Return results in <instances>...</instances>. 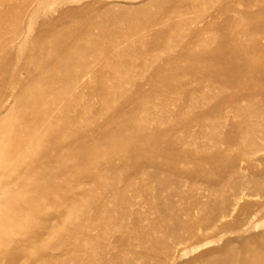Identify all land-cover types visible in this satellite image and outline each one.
<instances>
[{
  "label": "rangeland",
  "instance_id": "rangeland-1",
  "mask_svg": "<svg viewBox=\"0 0 264 264\" xmlns=\"http://www.w3.org/2000/svg\"><path fill=\"white\" fill-rule=\"evenodd\" d=\"M163 1L184 9L192 4L188 0ZM199 1L206 2L204 10L191 11L183 20L187 26L172 34L173 24L162 21L165 13L158 15L159 6L153 0H0V31L5 30L0 37V61L5 64L0 80L18 81L14 99L24 96L32 103L37 100L32 89L46 88L37 79L39 71L32 57L40 39L52 32L66 33L75 29V22L93 20L106 23L110 31L116 23L119 33L113 40L121 49L116 56L98 29L90 33L97 38L96 49L105 54V60L94 63L92 57L87 58L89 64L94 63L89 69L91 80L83 82L76 103L56 116L59 123L34 146L23 169L17 168L14 154L17 147L29 142L21 132L28 124L19 123L20 113L15 111L11 116L18 132L15 139L8 131L10 122L0 125L7 131L4 137L0 134V173L8 171L11 180L8 186L0 182V264H158V257L168 252L166 264H191L225 247H264L260 237L264 212L257 214L263 196L254 191L255 183L264 181L263 142L257 134L256 143L263 151L243 157L237 144L219 145L229 126L258 124L264 130L251 110L254 104L262 108L261 86H247L248 71L263 69L259 55H264V38H255V33L264 32V0ZM153 20L154 26L148 27ZM205 51L218 55L204 58ZM43 53L45 63H56L47 58L51 50ZM64 57L61 53L58 60ZM221 58L231 60L232 71L221 68ZM82 62L75 60L71 68L61 69L55 85H72L71 76L80 74ZM159 69L179 78L170 82L175 93L167 104L152 102L148 114H140L141 108H137L139 118L160 123L146 125L145 139L140 141L131 127L139 130L144 126L132 115V102L151 94L153 79L167 84L171 76ZM201 72L229 75L240 79L243 86L222 92L216 83L200 82ZM166 84L161 83L163 90ZM224 94L235 100L225 101ZM250 94L257 96L253 102ZM50 96L47 93L44 98L51 101ZM219 106L224 109L223 120L214 110ZM200 112H207L206 119L189 125L184 122L194 120ZM155 128L162 133L158 139L152 136ZM172 128L187 133L168 135ZM74 129L78 131L74 133ZM86 130L93 131V137L104 133L106 138L83 147L78 138L87 137ZM239 133L240 129L233 135L245 137ZM134 137L137 140L128 145L127 138ZM146 143L153 144L147 147ZM215 143L218 150L211 148ZM142 145L148 149L144 157ZM140 157L147 168L135 166ZM126 158L130 160L128 169H111L105 163L125 166ZM217 158L222 162L215 163ZM95 170L107 175L102 182L108 191L91 181ZM42 171L53 177L54 186L34 177ZM80 182L87 185L79 188ZM46 195L52 199H44ZM246 203L254 210H244ZM82 210L83 217L78 214ZM78 220L85 231L78 229Z\"/></svg>",
  "mask_w": 264,
  "mask_h": 264
},
{
  "label": "bare ground",
  "instance_id": "bare-ground-1",
  "mask_svg": "<svg viewBox=\"0 0 264 264\" xmlns=\"http://www.w3.org/2000/svg\"><path fill=\"white\" fill-rule=\"evenodd\" d=\"M188 1H191L192 4L187 9H184L183 7H181V6L179 7V6L175 5L174 3L169 4V3H165L163 0H153V4H156L159 6L158 15H160L162 12L165 13V17L162 18V21L166 24H173V28L175 30L172 31V34L181 32V30L187 26V23L183 20L185 19V17L189 18L191 11H193L195 9H197L198 11H202V10H204V7L206 6V4H205L206 2L201 3L199 0H188ZM212 1H214V0H212ZM212 1L210 0V2H212ZM130 17L129 18L127 17L126 20L132 21V19H130ZM116 20H118V19L116 18ZM155 23L156 22L154 20L151 21L149 23L148 27H153ZM105 24L106 23H101L98 20H93L90 23L75 22V24L73 25V27H75V29H73V30H69L66 33L52 32V33L48 34L47 37L40 39V41L38 42L37 48L35 49L36 53H34V56L32 57V62L34 64L35 70L39 71V74L37 75V79H39L42 83H44L46 85V88L44 89L45 91L39 90L37 88L32 89V92L37 95V100H35L34 102H32V103L27 102V100L25 99L24 96H19L16 99H14V93H15V89H16V85H17L18 81L14 80V81L4 83V82H2V80H0V125L5 120L10 122V124H12V126L10 128L11 129L13 128V130H11V129H9V130L7 129V130L10 132V135H13V136H10V135H8V136L13 137V139H15L18 136V132L15 129L16 127H14V125L12 123L13 119L11 117L15 113V111H19V113H20L19 117H18L19 123H22L24 126L26 124H28V127L24 128V129L20 126V131L23 129L21 132L22 133L25 132L27 134L26 137L28 138L29 142L25 143L26 141L24 140L25 145L23 144V146L21 145L20 147L16 148V153L14 155H17L16 161L18 164L17 165L18 169L24 168L25 158H28L30 156V154H32V152L34 151V146L36 144L40 143L41 141H43L46 138L47 134H51L53 132L52 125L54 123H55V125L57 123H59V120L56 118V116L59 115L61 110L66 106L73 105L76 103V101L78 100V98L81 94L83 82L85 80H91V78H92L91 77L92 74H91V71L89 69L98 60H105V56H104L105 54H103L102 51H99L96 49V47L98 45L96 43L97 38H95V40H94L93 36H91L90 33H93L95 29H98L101 32L100 38L103 40V42L109 41L108 45H109L110 49L112 48V51H114V53H116V56H120V52H121L120 45H116L114 40H113L114 34L119 33V31L117 30V29H119V26L116 23H114V25L110 29V31H107ZM139 29H140V27L136 26V30H139ZM82 31L84 32L83 36L81 33ZM109 32H112L110 37L108 36ZM255 34H256L255 38L257 37V39L264 38V32L263 31L262 32L256 31ZM4 35H5V30H3L1 28L0 37H3ZM172 36L173 35H170L169 39ZM47 49L52 51L51 54H48L47 58L50 61H55L56 63L54 65L44 62L45 57H44L43 52ZM61 53H64L65 57H64V59H62V60L60 59V61H59L58 60L59 54H61ZM202 54H204V55H202V57L210 58V59L218 55V54H210L206 51L203 52ZM259 56L261 57V59L259 60V63L263 66V69L260 71H252V70L248 71L247 86H253V85L261 86V93L259 92L260 95L258 98L261 99L260 101H261L262 108H260V105L254 104V105H252L251 110H252V113L254 115H256L257 117H259L261 119V121H262L261 123L264 124V55H259ZM89 57H92L94 59L93 60L94 63L93 62H91L90 64L88 63L87 58H89ZM75 60L76 61H80V60L83 61L82 62L83 65L80 67V70H79L80 74L79 75H77V76L72 75L71 76L70 73H68L66 75L68 77L71 76V80L73 81V84L69 85V86L67 85L66 87L56 86L55 83L58 79L57 73L61 69H64V71H66L67 68H71V65L75 62ZM220 60H221L222 66H223V67L220 66L221 68H224L229 72L233 70V63L231 62L230 59H222L221 58ZM2 68L5 69V64H4V62L2 63L0 61V69H2ZM159 72L165 73L167 76H171V79H169V80L167 79V84H166L165 80L161 82V81H157V79H153L152 85L150 86L151 94H144L140 98H135L132 102V104L134 105V107L132 106V110L134 111V113L132 115H134L138 119V121L140 123H142L141 125L144 126V127H141V129H139V130L134 128V127H131L134 131H136V136L138 137V139L140 141L142 139L143 140L145 139V134L147 132V129L145 128L146 125L149 127H153L156 124L158 125L160 123H158L154 119H150V117L139 118L137 113L140 112V114H148L149 107H151L149 105L154 101H157V102L160 101L159 104L160 105L163 104V106H164L165 104H167L169 102V99L175 93V87H172L170 82L173 80H178L179 77L177 75L175 76L174 73H172L171 71L170 72L165 71V69H159ZM199 80H200V82H203L204 84H206V83L207 84H215L216 83L222 92L227 91V89H229V88H237V87L243 86V83L240 81V79L233 78L229 75L211 76L209 74H206V72H201L199 74ZM164 82L166 84L165 90H163L162 87L160 86L161 83H164ZM47 93H48V95H51L50 96L51 101H48L49 97L44 98V96ZM223 96H224L225 101L229 102V101L235 100V98H230L229 96H226L225 94ZM248 98L251 102H253V100H255L257 98V96H254V94H250L248 96ZM13 99L15 100L14 105H12V107H9L8 105L11 101L13 102ZM189 103H190V101H189ZM192 104L196 105V103H192ZM191 107H192V105L188 106V108H191ZM137 108L138 109L141 108V110L138 112ZM27 109H29L32 113L29 112V110L27 112ZM214 110L218 111V114L220 115V118L218 117L219 119L224 118L223 117L224 116L223 115L224 109L222 106H219L217 109L214 108ZM234 113H236V112H234ZM4 115H7V116L3 120H1V117ZM225 116H227V115H225ZM206 117H207V112H204V113L200 112L199 114L195 115L194 120L188 118L187 121H184V122L185 123L187 122L189 125L193 121H202L203 119H206ZM222 120H220V121H222ZM69 124H70V122H69ZM216 125L217 124H215V126ZM183 127H184V124H183ZM229 128H228L229 131L226 133V136L224 139L225 142L219 139L220 140L219 145H221V146L227 145V146L231 147L232 144H237L238 145L237 149L241 151L240 157L248 156V155H255V154L259 153L260 151H263L262 148H260V146L258 145V143H256V139H257L256 135L258 134L260 137V140H262V142H263V147H264V130H262L261 128H258V124H253V125L252 124H246L244 127H241V128H238L237 126H234V127L229 126ZM155 129L156 130L152 133V136H154L156 139H158V137H160V135L162 133H161V130L159 128H155ZM239 129H240L239 134L243 133V135H245V137L241 136L238 138V137H235L233 135L236 132L238 133ZM76 131H78V130H76ZM76 131L74 129V133ZM6 133H7V131H5L4 128H2L0 126L1 136L2 137L6 136L7 135ZM186 133L187 132H184V131L179 130V129H174V128H172L171 130H169L167 132L168 135H174L175 134V136L176 135L178 136L179 134L185 135ZM217 134L219 136L221 133L218 132ZM86 135H87V137L83 136V137L78 138V140H79L78 143L81 144L83 147H90L97 142H100V141L102 142V140L103 139L105 140V138H106V135L104 133H98L96 136L93 137V136H91V135H93V131L90 132L87 130H86ZM218 136H216V137H218ZM219 137L221 138V136H219ZM230 137H235V138L231 139ZM184 138H186V137H184ZM184 138L183 139L181 138L179 140L185 142L186 139H184ZM134 140H137L136 137L127 138V144L128 145L130 144L132 146ZM234 141H235V143H232ZM217 143H215V145L213 144L214 146L211 145L212 146L211 148L218 150L219 146ZM147 144L148 143H146V146L148 147V145H152L153 143H149L148 145ZM147 147L145 148L144 145H142V148H143L142 153H141V154H143L142 157H144L146 155V153L148 154ZM221 154L223 156V153H221ZM220 156H219V159H220ZM217 157H218V155H217ZM212 159H214V157ZM129 162H130V160L128 158L124 159L123 163L125 166H120V167H112V164L108 163L107 161L105 163L108 166H110L111 169H128L129 168L128 166H130ZM214 162L218 164L222 161L218 160V158H217V160H214ZM217 164H216V166H217ZM146 165H147V163L144 162L143 158L141 159V157L139 158L138 163L135 164V166H137L138 169H145L148 167ZM62 169H69V168L63 167ZM96 169H100V167L98 166V167H96ZM0 172H1V168H0ZM105 175H106L105 173H102L101 171L95 170L94 172H92L90 174V179H92L91 181L93 182L94 185H99L100 187H103V189L105 191H108V188H106L105 184L102 182V180L105 178ZM34 177L37 180H44L45 179V181L48 182V185H50V186H54L53 184H55L54 180L52 179L53 177H50V175L48 176L47 173H45L43 171L34 173ZM58 179L59 178H55V180H58ZM10 181H11L10 180V173L8 171L6 174L0 173V182H2L3 184L7 183L6 186H8L10 184ZM59 182L60 181H58V183ZM125 184H126V182H125ZM86 185L87 184H85L84 182H80L78 187L84 188ZM128 187H130V186H128ZM52 189L55 190L54 188H52ZM58 189H60V188H58ZM254 189H255L254 190L255 193L263 196L261 203H259V205H260V208H258L259 212L256 211L257 214L258 213L263 214V212H264V181L255 183ZM53 190H51V191H53ZM51 193H53V192H51ZM118 193H119V191H118ZM52 195H54V194H52ZM47 196H49V195H46L44 197V199H48V200L52 199L51 196L48 198H47ZM122 196H124V195H122ZM96 197H97V195H96ZM122 199H123V197H122ZM243 208H244V210H251V209H253V206L246 203L243 206ZM78 214L83 217L85 214V211L82 210V211L78 212ZM78 221L80 224L78 226V229L80 231L81 230L85 231V226L83 227L80 223V220H78ZM72 234H74V232ZM260 237H261V239H264V234L261 235ZM4 250H6V248ZM168 253H165V255H163V256H159L157 259V263L158 264H166L167 261L165 262V260L168 259ZM193 262H195V263H191V264H264V247L261 248L260 250L251 249V248H247V249H234V248H232L231 249L229 247H225L222 250H220L219 252H214V253L208 255L205 260L196 259Z\"/></svg>",
  "mask_w": 264,
  "mask_h": 264
}]
</instances>
